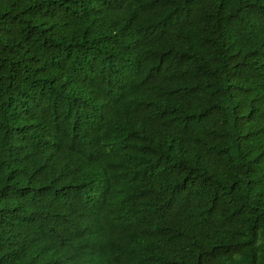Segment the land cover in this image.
I'll return each instance as SVG.
<instances>
[{
	"label": "trees",
	"instance_id": "obj_1",
	"mask_svg": "<svg viewBox=\"0 0 264 264\" xmlns=\"http://www.w3.org/2000/svg\"><path fill=\"white\" fill-rule=\"evenodd\" d=\"M0 264H264V0H0Z\"/></svg>",
	"mask_w": 264,
	"mask_h": 264
}]
</instances>
